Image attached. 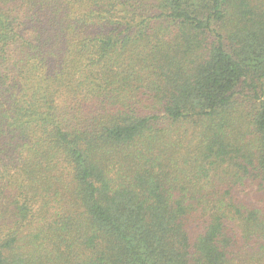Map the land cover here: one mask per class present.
<instances>
[{"label": "trees", "instance_id": "16d2710c", "mask_svg": "<svg viewBox=\"0 0 264 264\" xmlns=\"http://www.w3.org/2000/svg\"><path fill=\"white\" fill-rule=\"evenodd\" d=\"M249 177L251 0H0V264H264Z\"/></svg>", "mask_w": 264, "mask_h": 264}, {"label": "rangeland", "instance_id": "374dc122", "mask_svg": "<svg viewBox=\"0 0 264 264\" xmlns=\"http://www.w3.org/2000/svg\"><path fill=\"white\" fill-rule=\"evenodd\" d=\"M251 4L259 10L264 11V0H251ZM231 196H233L237 202H244L245 200L249 204H264V189L259 186V181L254 180L253 177H249L234 185L231 189ZM235 226L236 231L240 233V227L242 228L240 222H236ZM247 244L248 242H244V240L240 239L236 246V250L244 252Z\"/></svg>", "mask_w": 264, "mask_h": 264}]
</instances>
